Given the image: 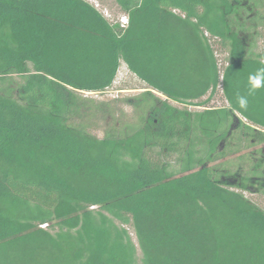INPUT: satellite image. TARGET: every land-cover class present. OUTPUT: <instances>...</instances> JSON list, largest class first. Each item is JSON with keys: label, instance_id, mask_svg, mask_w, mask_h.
<instances>
[{"label": "trees", "instance_id": "1", "mask_svg": "<svg viewBox=\"0 0 264 264\" xmlns=\"http://www.w3.org/2000/svg\"><path fill=\"white\" fill-rule=\"evenodd\" d=\"M115 1L126 28L86 0H0V78L23 77L0 90V264H264V210L204 164L234 133L264 137L239 0ZM122 63L143 113L98 138L83 97Z\"/></svg>", "mask_w": 264, "mask_h": 264}, {"label": "rangeland", "instance_id": "2", "mask_svg": "<svg viewBox=\"0 0 264 264\" xmlns=\"http://www.w3.org/2000/svg\"><path fill=\"white\" fill-rule=\"evenodd\" d=\"M86 1L99 3L102 14H110V17L105 16L111 24H115L126 15L115 0ZM239 2L237 14L231 18V23L235 30L243 31L248 36L250 51L253 54H264V0ZM217 49L218 58L224 63L227 53L222 48ZM22 81L21 76L2 77L0 90L17 97L18 86ZM145 91L147 85L122 63L116 81L108 91L102 94L87 93L83 97L94 108V116L89 119L91 132L98 138H103L115 126L136 124L143 112L130 105L128 100L140 97ZM209 98L208 106L211 108H219L226 104L221 88L214 95L209 93L203 100ZM174 105L183 108V105ZM189 108L197 111L205 109L191 106ZM237 135L234 133L222 147L210 155H205L204 164L210 169L214 180L242 191L246 198L264 210V137L252 135L246 143ZM173 166L179 171V165L173 163ZM129 230L133 234V229Z\"/></svg>", "mask_w": 264, "mask_h": 264}, {"label": "clouds", "instance_id": "3", "mask_svg": "<svg viewBox=\"0 0 264 264\" xmlns=\"http://www.w3.org/2000/svg\"><path fill=\"white\" fill-rule=\"evenodd\" d=\"M249 94L264 88V67L257 69L254 73L248 76ZM237 103L240 109L247 110L248 99L246 96H237Z\"/></svg>", "mask_w": 264, "mask_h": 264}, {"label": "built area", "instance_id": "4", "mask_svg": "<svg viewBox=\"0 0 264 264\" xmlns=\"http://www.w3.org/2000/svg\"><path fill=\"white\" fill-rule=\"evenodd\" d=\"M88 3H90V2H88ZM90 4H91L93 7H95L99 12H101V11L99 10V6H100L99 3L95 2V4H93V3H90ZM101 13H102V12H101ZM107 13H108V12H107ZM103 15H104V14H103ZM105 15L108 16V17H110V14H105ZM105 15H104V17L108 20V18H107ZM115 24H119L121 28H126V27L128 26V24H129V18H128V16H127V15L122 16L119 20L116 21ZM42 227H45V226H42Z\"/></svg>", "mask_w": 264, "mask_h": 264}]
</instances>
